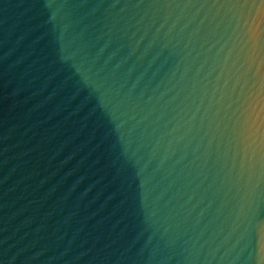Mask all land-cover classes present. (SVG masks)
Segmentation results:
<instances>
[{
	"label": "water",
	"instance_id": "water-1",
	"mask_svg": "<svg viewBox=\"0 0 264 264\" xmlns=\"http://www.w3.org/2000/svg\"><path fill=\"white\" fill-rule=\"evenodd\" d=\"M252 9L0 0V264H258L210 174L254 137Z\"/></svg>",
	"mask_w": 264,
	"mask_h": 264
},
{
	"label": "clouds",
	"instance_id": "clouds-1",
	"mask_svg": "<svg viewBox=\"0 0 264 264\" xmlns=\"http://www.w3.org/2000/svg\"><path fill=\"white\" fill-rule=\"evenodd\" d=\"M253 9L247 30V39L253 46L256 57L254 69L257 73L256 86L253 92L254 108V137L251 143H245L234 160H227L225 154L217 156L211 170V179L217 186L218 193L224 196L225 204L230 205L234 216L233 229L245 227L255 230L258 237V264H264V223L257 215V209L264 203V0H251ZM158 7L166 9H180L183 15L188 9L197 7L189 2L185 4H162ZM205 7V5H199ZM175 27V24L173 25ZM195 33H193V37ZM221 72L218 80L221 79ZM200 70L195 73L189 97L194 96L196 84L199 82ZM199 108L195 112H199ZM196 115L188 117V124L195 127ZM209 161L205 162L208 167ZM209 177L206 175L205 179Z\"/></svg>",
	"mask_w": 264,
	"mask_h": 264
}]
</instances>
